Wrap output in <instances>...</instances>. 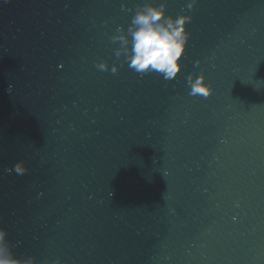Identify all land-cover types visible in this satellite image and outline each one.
Returning a JSON list of instances; mask_svg holds the SVG:
<instances>
[{"label":"water","instance_id":"95a60500","mask_svg":"<svg viewBox=\"0 0 264 264\" xmlns=\"http://www.w3.org/2000/svg\"><path fill=\"white\" fill-rule=\"evenodd\" d=\"M143 2L0 0V228L36 264H264V0H153L191 17L171 81L114 55Z\"/></svg>","mask_w":264,"mask_h":264},{"label":"clouds","instance_id":"9594fccd","mask_svg":"<svg viewBox=\"0 0 264 264\" xmlns=\"http://www.w3.org/2000/svg\"><path fill=\"white\" fill-rule=\"evenodd\" d=\"M195 3L196 0H190L187 8L191 10ZM166 9V2L157 4L153 0H144L143 3L135 5L134 9H128L131 19L127 28L118 26L110 37L111 43L118 45L114 49V55L121 62L119 67L127 64L139 75L155 73L166 81L173 80L182 71L180 61L190 38L186 25L191 21V17L178 14L173 18L166 14ZM121 11H125L123 5ZM97 67L99 70H108L104 63L98 64ZM117 71L118 66L113 64L111 72L115 74ZM186 80L190 95H211V89L204 83L202 74L195 78L189 74ZM261 163H264V160ZM14 169L18 173L24 171L19 164L15 165ZM7 235L8 233L0 228V264H36L34 257L15 258ZM43 264H48V261L45 260ZM52 264H61V261L56 259Z\"/></svg>","mask_w":264,"mask_h":264},{"label":"snow or ice","instance_id":"6c2138e0","mask_svg":"<svg viewBox=\"0 0 264 264\" xmlns=\"http://www.w3.org/2000/svg\"><path fill=\"white\" fill-rule=\"evenodd\" d=\"M19 171V170H18Z\"/></svg>","mask_w":264,"mask_h":264}]
</instances>
